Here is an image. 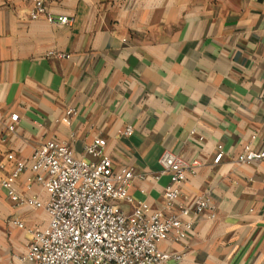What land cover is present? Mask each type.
I'll return each instance as SVG.
<instances>
[{"label": "crops", "instance_id": "1", "mask_svg": "<svg viewBox=\"0 0 264 264\" xmlns=\"http://www.w3.org/2000/svg\"><path fill=\"white\" fill-rule=\"evenodd\" d=\"M45 6L44 16L31 19L32 0H0V175L13 169L9 153L27 160L52 138L91 161L85 148L98 137L115 169L146 175L132 181L135 201L159 210L169 182L166 174L153 178L162 153L197 159L196 174L178 187V203L192 208L204 196L215 216L188 217L184 240L158 245L182 259L159 264H264V160L237 162L245 145L264 148V0ZM62 16L71 23L61 24ZM68 108L75 114L65 123ZM127 126L132 133L120 134ZM219 147L223 157L214 163ZM27 176L16 182L18 193ZM47 224L45 211L17 206L0 189V264H33L17 257L32 240L29 230Z\"/></svg>", "mask_w": 264, "mask_h": 264}, {"label": "built area", "instance_id": "2", "mask_svg": "<svg viewBox=\"0 0 264 264\" xmlns=\"http://www.w3.org/2000/svg\"><path fill=\"white\" fill-rule=\"evenodd\" d=\"M34 9L31 19L46 14V0H32ZM49 21L55 19L47 16ZM61 24H69L68 16L58 18ZM63 56V55H62ZM75 114L68 108L62 121L70 123ZM7 130L14 133L18 114L10 115ZM131 126L120 131L130 135ZM195 131H192L194 134ZM5 140V139H4ZM85 151L93 157L88 161L76 157L69 143L52 138L35 149L27 160H20L13 153L7 158L13 169L7 176L0 175V189L9 191V198L17 206H28L45 211L48 224L29 230L32 240L21 261L33 264H159L167 259L181 260L179 253L159 249V243L167 240L181 241L187 237L193 215L209 212L214 218L213 206L204 196H199L192 208L178 203V187L188 175H195L200 162L186 161L169 150L160 159V174L169 176L164 187V206L152 210L146 201L136 202L130 194L134 178L144 180L146 175L136 173L132 167L115 169L112 160L104 152L101 140L95 137ZM223 157L221 147L214 158L218 163ZM264 160V148L254 149L245 145L237 156L240 164L253 165ZM28 172L24 192L18 193L14 186ZM38 188V191H33ZM145 192V189H141ZM121 202L132 205L126 211ZM12 223L24 228V223Z\"/></svg>", "mask_w": 264, "mask_h": 264}]
</instances>
